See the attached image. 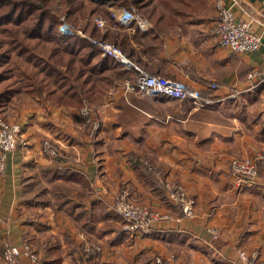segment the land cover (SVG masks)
<instances>
[{"label": "crops", "instance_id": "0c3cea01", "mask_svg": "<svg viewBox=\"0 0 264 264\" xmlns=\"http://www.w3.org/2000/svg\"><path fill=\"white\" fill-rule=\"evenodd\" d=\"M222 2L236 19L254 18L257 49L237 53L218 43L214 0L161 30L140 12L146 29L110 21L98 28L141 70L200 90L207 105L126 89L134 73L112 60L113 86L88 105L93 133L80 109L52 96L19 92L0 106V118L17 124L26 141L6 153L0 172V264L4 240L27 241L42 264H154L156 255L164 264H230L238 250L255 251L264 264V163L242 187L229 168L233 157L264 155V76L247 77L264 66V0ZM45 139L63 156L43 155ZM130 153L154 180L182 185L195 199V216L138 179ZM122 190L167 217L145 235L127 230L111 207ZM88 243L100 250L87 253ZM19 263L30 264L24 256Z\"/></svg>", "mask_w": 264, "mask_h": 264}, {"label": "trees", "instance_id": "16d2710c", "mask_svg": "<svg viewBox=\"0 0 264 264\" xmlns=\"http://www.w3.org/2000/svg\"><path fill=\"white\" fill-rule=\"evenodd\" d=\"M205 2L115 0L109 6L134 9L161 30L177 17L195 15ZM109 6L94 0H0V106L19 92L52 96L56 103L78 109L103 99L113 86L112 59L86 38L60 35L58 27L63 17L86 35L105 39L92 18L101 15L113 22ZM129 161L138 179L163 191L164 180L153 179L140 155L130 153Z\"/></svg>", "mask_w": 264, "mask_h": 264}, {"label": "built area", "instance_id": "2783aa9c", "mask_svg": "<svg viewBox=\"0 0 264 264\" xmlns=\"http://www.w3.org/2000/svg\"><path fill=\"white\" fill-rule=\"evenodd\" d=\"M214 6L216 10L214 33L221 46L237 53L252 51L259 47L261 34L254 32L250 27V22L254 21L253 17H250L249 20L236 19L231 8L224 5L222 0H214ZM109 8L113 23H119L126 28H131L132 23L136 22L141 29H146L149 25L134 9L128 10L124 7L113 8L111 6ZM60 20L61 24L58 27L60 35L74 34L81 38H86L101 55L109 56L121 68L134 73L133 83L129 80L125 81L126 89L135 90L144 95H165L188 101L194 107L210 103V99L204 97L198 89L188 87L177 80L141 70L117 44L102 38L88 36L81 27H76L66 22L63 17H60ZM92 22L94 26L100 29L107 26V20L100 15L93 16ZM258 76H264V66L253 68L247 73L248 79ZM217 86L218 84L213 81L208 84L211 89ZM79 114L84 123L89 126L90 132L93 133L97 129V123L93 120L89 107L81 108ZM19 142L21 144L26 143L21 135V128L17 124L8 123L5 119L0 118V172L4 169L6 153L13 150ZM41 153L49 157L63 156L59 147L49 139L42 141ZM259 161L264 163V155L255 154L246 157H233L230 160V172L234 176V182L237 187H242L256 178ZM164 190L166 198L179 207L186 217L193 218L195 216V199L184 192L182 185L174 180H164ZM111 207L122 218L124 227L127 230L143 235L150 233L152 224L156 220L167 217L149 209L143 203L131 200L125 190L114 194ZM1 246V264H20L19 259L22 256L26 257L30 264H42L40 257L27 241L13 244L8 240H4ZM84 247L87 253H95L100 250L98 245L92 243H88ZM153 261L154 264H164L163 258L158 255L154 256ZM230 262V264H262L258 260L255 251L248 253L244 250H238L236 261Z\"/></svg>", "mask_w": 264, "mask_h": 264}, {"label": "rangeland", "instance_id": "374dc122", "mask_svg": "<svg viewBox=\"0 0 264 264\" xmlns=\"http://www.w3.org/2000/svg\"><path fill=\"white\" fill-rule=\"evenodd\" d=\"M112 1H114V0H100L99 2H102V3H105V2H106V3H107V2H110V3H111ZM107 4H108V3H107ZM100 16H101V15H100ZM101 17H102V16H101ZM68 23H69V22H68Z\"/></svg>", "mask_w": 264, "mask_h": 264}, {"label": "water", "instance_id": "95a60500", "mask_svg": "<svg viewBox=\"0 0 264 264\" xmlns=\"http://www.w3.org/2000/svg\"><path fill=\"white\" fill-rule=\"evenodd\" d=\"M98 3H100V2H98ZM102 3V2H101Z\"/></svg>", "mask_w": 264, "mask_h": 264}]
</instances>
